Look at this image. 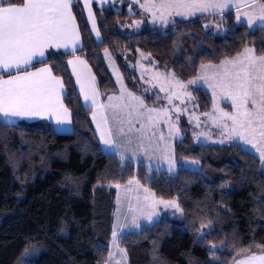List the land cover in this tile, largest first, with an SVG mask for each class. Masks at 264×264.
<instances>
[{"label":"trees","instance_id":"16d2710c","mask_svg":"<svg viewBox=\"0 0 264 264\" xmlns=\"http://www.w3.org/2000/svg\"><path fill=\"white\" fill-rule=\"evenodd\" d=\"M94 4L102 43H97L81 3L73 4L82 48L93 68L101 95L117 90L103 51L109 49L134 88L136 71L126 51H149L158 67L172 69L185 80L205 63L235 57L245 46L264 55V29L239 24L225 14L223 34L207 32L209 18L179 21L175 27L149 28L126 35L121 26L130 16L127 3ZM190 42L191 45H186ZM72 53L47 63L66 88L64 101L73 116V131L59 133L34 124L4 127L0 118V264H107L111 252L117 190L133 177L158 198L177 199L181 218H169L119 239L130 264H233L241 255L264 248V167L253 153L236 144L196 145L177 141L180 157L202 161L201 170L175 173L139 168L106 153L68 68ZM201 107L213 98L197 89ZM211 221L201 242L202 225ZM215 245V248L212 246Z\"/></svg>","mask_w":264,"mask_h":264},{"label":"snow or ice","instance_id":"6c2138e0","mask_svg":"<svg viewBox=\"0 0 264 264\" xmlns=\"http://www.w3.org/2000/svg\"><path fill=\"white\" fill-rule=\"evenodd\" d=\"M105 2H111V0H105ZM133 2L139 4L145 12L150 13L151 22L153 24L159 22L161 27H167L169 24L175 27L177 23L175 17L187 19L196 16L197 13L220 15L223 18L226 9L235 7L238 22L249 28L256 25L264 29V4L259 5L258 11L255 10V5H243L250 11L241 14L242 5L233 4L232 0H158V2L157 0H145L144 3H140V0H133ZM74 3L79 5L80 0H0V118H3L4 127H18V120L51 119L53 116L57 124L70 125L72 123L71 113L61 98L63 82L52 75L50 68L32 72L28 71V66L32 65L34 59L44 58L47 49L68 50L71 48L74 54L78 45L82 47L76 17L72 11ZM92 3L93 0H83L84 7L88 10L87 19L91 20L92 30L99 39L100 32L92 12ZM241 15L245 17L243 21H241ZM141 23H143L142 20L134 21L136 27H139ZM207 27L208 25H205V28ZM105 54L108 55L107 50ZM140 55L142 58H148L144 53ZM109 59L111 60L110 56ZM201 69V75L189 80L187 84L180 81L171 71L167 75L156 73L154 78L162 81L160 91L164 92H167L169 88L186 89L188 85H195L198 82L207 84L213 89V95H216L218 90L226 101L231 102V106L236 111L227 113L216 106L213 111L218 112L219 116L205 114L209 115L212 122L221 129L219 135L223 138L217 142L224 144L226 141H236V146L242 147V150L250 145L259 154L260 161L264 164V55L257 56L254 48L245 46L243 52L234 59H224L218 66L201 65ZM5 75L8 76L7 79L4 78ZM77 79L79 80V76ZM81 88L83 90V84ZM90 91L93 97L98 95L94 83L90 85ZM183 94L191 98L190 92ZM127 95L130 98L129 102L100 106L111 109L115 132L125 137V140L117 143L113 139V127L108 126L107 117H103V125L100 122L96 125L100 132V140L108 148L119 150L122 159L125 158V152L135 156L138 151H142L145 155H149V159H151L150 153L161 152L162 155L158 159L167 160L169 171L174 170L176 160L170 150V145L165 144L162 147L160 143L164 140V134L161 133L157 138L156 132L152 131L161 119L165 123L170 121L167 109L147 108L140 97L131 92ZM173 95L180 98L178 91L172 92L171 95L165 97L169 104L172 103ZM112 99L109 97L110 101ZM88 100L89 95L86 93L85 101ZM131 101H135V105ZM92 103L96 104L95 99ZM133 109L137 110L133 111ZM138 109H144V111ZM175 110L180 111L179 108ZM134 115L137 117V123H140L139 117H144L148 129L145 132L144 123H140V127L136 129L142 133L136 138L135 147L138 151H133L128 147L133 144L128 133L135 127L132 120ZM93 120H96L95 113ZM126 124L128 125L127 131ZM175 131L179 133V128ZM169 135H172L171 128ZM201 135L208 139L211 138L207 133H200L197 139ZM241 141L243 144L240 143ZM191 163L199 165L200 162L193 160ZM127 184L136 185L138 188L143 187L135 177L128 180ZM115 187L119 189L121 185L116 184ZM144 192L146 193L143 197L144 205L138 209L130 206V211L134 213L131 221L133 227H140L138 222L140 217L150 221L155 215V208L158 204H164L165 207H172L183 213V209L175 200H156L149 189L145 188ZM146 209H151V211H146ZM210 225L211 221L198 229L201 242L209 235L202 229L210 228ZM116 236L117 233L114 231V245ZM212 247L215 248V245ZM120 251L123 252V250ZM111 258L110 256L109 259ZM116 264H119V261ZM237 264H264V254L250 253Z\"/></svg>","mask_w":264,"mask_h":264},{"label":"rangeland","instance_id":"374dc122","mask_svg":"<svg viewBox=\"0 0 264 264\" xmlns=\"http://www.w3.org/2000/svg\"><path fill=\"white\" fill-rule=\"evenodd\" d=\"M141 1V0H140ZM251 0H232V3H240L242 5L240 12L241 14L244 12L250 11L248 7H245L243 5H247V3ZM264 4L262 2H259L258 4H251L256 6V11L259 10V5ZM249 5V4H248ZM231 9V8H230ZM226 9L223 15V18H221L220 15H209L208 13L204 14H197L196 16H193L191 19H196L199 17H206L209 18V21H207L205 24L208 25L206 28L207 32L215 33V34H223L228 30V26L223 24V20L225 17V14L234 11L236 12V9L230 10ZM128 10L132 14H136L137 11H141L142 15L140 16H130L129 19L121 26V30L126 35H137L142 33L145 29L149 28H164L161 27L159 22L156 24H153L151 22V14L144 11L143 8L139 6V4H136L132 0V4H130V7H128ZM97 18V17H96ZM181 17H175L176 21L178 22ZM217 18H221L222 21L217 20ZM182 19V18H181ZM245 17L241 15V21H243ZM136 20H142L143 23L139 25V27H136L134 24V21ZM98 22V20H97ZM238 22V21H237ZM130 23L134 24L132 27H129ZM239 24H242L241 22H238ZM169 27V26H167ZM259 28L256 25H253L251 30H256ZM186 45H191L190 42H186ZM252 47L256 50L255 46H247ZM107 50L108 55L105 54ZM103 51V54L105 56V59L107 61V64L115 78V81L117 83V90L110 94V95H104L102 98L104 99L103 103L104 105L111 104H120L122 102H129L130 98L128 97L127 93L131 92L135 96L140 97L144 100V103L147 108H156V109H167L168 116L170 117V121L168 123H165L163 119L158 123V125L152 129V131L156 132V137L158 138L161 133L164 134V140L161 143V146L168 144L170 145V150L172 154L175 157L176 160V166L175 169L172 171H169L168 169V163L167 160L164 159H158L162 155L161 152H154L150 153L151 159H149V155H145L142 151H138L135 147L136 144V138L140 136L142 133L138 132L136 129L140 127V123H144L146 125L145 132L148 131L147 129V122L144 117H139L140 123H137V117L134 115L132 117L133 123L135 124V127L133 130L128 133V136L133 140V144L129 145L128 147L132 148L133 151H138V154L133 156L128 152H125V158H121L120 154H118L121 161H131L137 168H139L140 165L146 166L149 170H156V171H165L169 173H175L180 169H190V170H201L203 168L202 161L199 159L189 158V157H180L177 154L176 149V143L177 141L184 140L185 138H190L191 141L196 145H205V146H215V145H229V144H236V141H230L225 142L224 144H220L217 141L222 139L219 135L221 132V129L216 126L212 122V120L209 118L210 114L213 116H219L218 112H214V107L218 106L219 109L223 110L227 113H234L236 109L231 106L230 101H226L217 90V94L213 95V89L209 88L207 84H203L202 82H198L195 85H188L186 89H176V88H169L167 92L160 91L161 83L162 81L155 79L156 73H164L167 75L169 71L174 72L172 69H165L158 67V61L155 59L153 54L149 51H146L144 49L139 48L136 52H133L132 50H127L125 53V56L129 60L130 66L136 71V76L133 78L134 82V88H130L129 85L126 82V76L122 72L121 68L119 67L118 63L115 60L114 54L109 50L106 49ZM243 50L240 52L242 53ZM141 53H144L147 59L141 57ZM239 53V54H240ZM150 54V56H149ZM237 54V55H239ZM257 56H259L257 50H256ZM236 55V56H237ZM109 56L111 57V60L109 59ZM235 56V57H236ZM227 58V59H234ZM219 65V63H205L202 65ZM211 71V70H209ZM202 69L201 66L199 68L198 74L196 77H193L191 79L185 80L177 73H175L176 77L182 81L183 83L187 84L189 80L196 79L199 75H201ZM165 87H168L165 85ZM201 87L204 88L206 91L210 93V95L213 98V104L211 106L210 110H204L201 107V103L199 100L197 89ZM179 92L180 98L178 99L176 96H172V103L169 104L168 99L165 97L168 95H171L172 92ZM184 92H190L191 98H189L187 95H184ZM109 97H112L113 99L110 101ZM183 101V102H181ZM133 105H135V101H131ZM179 108L180 111L177 112L175 109ZM111 127H113V134H115V141L117 143H121L125 140V137H121L116 134L115 127H114V121L112 119V111L111 109L106 108ZM137 109H133V111H136ZM139 111H144V109H138ZM198 118V120H197ZM227 122V121H225ZM230 124V122H228ZM19 124H27V123H19ZM34 125L43 126L48 128L49 125L41 122V123H35ZM128 125H125V129L127 131ZM171 128L172 135H169V130ZM179 128V133H176L175 129ZM200 133H207L210 135V139H208L206 136H199V139H197V136ZM180 139V140H179ZM243 144V142H240ZM247 151L255 154L259 158V154L256 153L251 146H247ZM119 151V150H118ZM260 159V158H259ZM193 160H198L200 163L199 165L191 163ZM262 167H264V164H262ZM138 179V177H135ZM139 180V179H138ZM140 181V180H139ZM140 184L143 187H137L136 185H121V188H116L117 190V199H116V209H115V220H114V231L117 233L116 236V244H113V237L111 240V252L110 256L112 257L110 260H108L107 264H116L117 261H119V264H130L129 257L127 255V252L122 249L119 245V239L123 235L130 233V232H137L140 231L143 225H152L158 221H162L169 218H181L183 213L178 212L175 208L172 207H165L164 204H158L155 208V215L152 216V219L146 220L144 217H140L138 222L140 224L139 228H135L131 225L133 212L130 211V206L133 209H138L142 207L145 203L143 197L146 195L144 192V189L147 188L145 185H143L141 182ZM131 189V190H126ZM149 189V188H147ZM150 190V189H149ZM152 194H154V198L156 200H164V201H173L175 200L178 203L177 199L172 200H166L161 199L156 196V194L150 190ZM139 198V199H137ZM179 204V203H178ZM146 211H151V209H146ZM120 250H123L121 252ZM250 253L252 254H264V248H258L257 250L253 252H247L240 257H238L233 264H237L238 261L246 258Z\"/></svg>","mask_w":264,"mask_h":264},{"label":"crops","instance_id":"0c3cea01","mask_svg":"<svg viewBox=\"0 0 264 264\" xmlns=\"http://www.w3.org/2000/svg\"><path fill=\"white\" fill-rule=\"evenodd\" d=\"M117 0H111V2H105V0H93V3L91 4V8H92V12L95 16V20H96V26L97 28L99 29V25H98V22H97V18H96V15H95V12H94V4L97 3L99 5H109L113 2H116ZM122 2H126L127 4V9L128 7H130V4H132V0H120L119 3L120 5L122 4ZM145 0H141L140 3H144ZM158 2V0H157ZM259 2H262L264 3V0H251L247 3V5H251V4H258ZM80 3H81V6H82V10H83V13L85 14V17L87 19L88 17V10L86 7H84V4H83V0H80ZM235 7H232L230 10H234ZM241 9H245V8H240ZM72 11H73V15L76 17L75 15V12L72 8ZM142 15V12L139 11ZM231 12H234V11H231ZM235 13V16H236V12ZM197 14H200V13H197ZM182 18V17H181ZM179 19V21H190V20H193L191 18L193 17H189L187 19ZM199 18H206V17H199ZM198 19V18H196ZM178 21V22H179ZM87 22L89 24V27H90V30H91V33H92V36L94 38V40L97 42V43H102V36H101V33H100V38L97 39L96 38V33L92 30V22L91 20L87 19ZM76 24H77V27H78V30H79V34H80V40H81V45H82V35H81V30H80V26H79V23H78V20L76 18ZM159 24V23H158ZM243 24V23H242ZM134 24L130 23L129 27H132ZM169 27L172 26L171 24L168 25ZM164 28H168V27H164ZM100 32V30H99ZM82 47L80 45L77 46L75 52H74V55L68 60V68H69V71L70 73L72 74L74 80H75V84L77 86V89L82 97V100H83V104L85 105V107L91 109L92 113H91V118H92V121H93V125L95 127V131L97 133V136L98 138L100 137V132L97 130V122H100L102 125H103V117H107L108 118V126L111 127V123H110V119H109V116H108V113H107V110L106 108H103V107H100L101 105H104L103 101L104 99L102 98V95H101V92L99 90V87H98V83H97V78H96V75H95V72L93 70V68L91 67L90 63L87 61V59L85 57H82L80 55H77V51H79ZM63 53H72V50L71 48H69L68 50H65L63 48H60V49H47L46 50V54H45V57L44 58H36L33 60L32 62V65L28 66V71H32V72H37L39 71L40 69L42 68H50L51 69V72H52V75L58 77L62 82V78L57 76L53 69H52V66L47 63V61L52 58V57H55V56H58L60 54H63ZM77 58H79V60H77ZM69 61H73V63H69ZM79 61H83L84 63H80ZM79 76V80L77 79V77ZM5 79L8 78L7 75L4 76ZM94 78V80H93ZM95 85V88L97 90V93L98 95H96L95 97H93L91 91H90V85L93 84ZM83 84V90L81 88ZM63 85H64V88H63V92H62V102L63 104L66 106L65 104V101H64V97H65V94H66V88H65V84L63 82ZM88 94L89 95V100L88 101H85V94ZM95 99L96 101V104L93 105L92 103V100ZM67 107V106H66ZM68 108V107H67ZM69 109V108H68ZM70 111V110H69ZM71 113V111H70ZM96 114V120H93V114ZM3 120V118H1ZM71 120H72V123L70 125H61V124H57L56 123V118L55 116H53L51 119H48V118H44V119H41V118H34V119H26V120H18V124L19 123H27V124H35V123H41V122H44L46 124H48L49 126H52L57 132L59 133H64V134H67V133H71L73 131V116H72V113H71ZM113 139L115 140V134H113ZM100 140V138H99ZM180 140V139H179ZM101 142V145L104 149V151L106 153H109V154H119V151L116 150V149H110L108 148L107 146H105L103 144V142L100 140ZM110 260V259H109ZM108 263V262H107Z\"/></svg>","mask_w":264,"mask_h":264}]
</instances>
